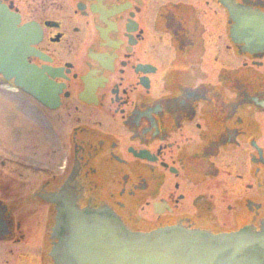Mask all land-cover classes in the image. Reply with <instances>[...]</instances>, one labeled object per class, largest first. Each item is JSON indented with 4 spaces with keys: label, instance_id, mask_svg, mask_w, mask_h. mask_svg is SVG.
Returning a JSON list of instances; mask_svg holds the SVG:
<instances>
[{
    "label": "flooded vegetation",
    "instance_id": "obj_1",
    "mask_svg": "<svg viewBox=\"0 0 264 264\" xmlns=\"http://www.w3.org/2000/svg\"><path fill=\"white\" fill-rule=\"evenodd\" d=\"M234 5L264 13L0 0V264H55L62 186L131 232L264 227V48L235 41Z\"/></svg>",
    "mask_w": 264,
    "mask_h": 264
},
{
    "label": "water",
    "instance_id": "obj_2",
    "mask_svg": "<svg viewBox=\"0 0 264 264\" xmlns=\"http://www.w3.org/2000/svg\"><path fill=\"white\" fill-rule=\"evenodd\" d=\"M233 21L235 41L246 51L264 48L263 12L234 5ZM45 200L57 213L55 264H264V227L212 234L172 226L138 233L107 207L80 208L72 187Z\"/></svg>",
    "mask_w": 264,
    "mask_h": 264
},
{
    "label": "rangeland",
    "instance_id": "obj_3",
    "mask_svg": "<svg viewBox=\"0 0 264 264\" xmlns=\"http://www.w3.org/2000/svg\"><path fill=\"white\" fill-rule=\"evenodd\" d=\"M37 188H26V194L27 196L31 195L32 193H34V191H36Z\"/></svg>",
    "mask_w": 264,
    "mask_h": 264
}]
</instances>
